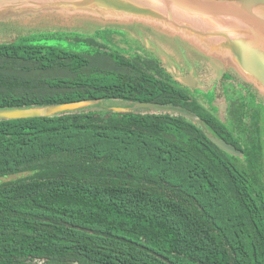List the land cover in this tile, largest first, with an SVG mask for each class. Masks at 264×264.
I'll use <instances>...</instances> for the list:
<instances>
[{
	"label": "trees",
	"instance_id": "obj_1",
	"mask_svg": "<svg viewBox=\"0 0 264 264\" xmlns=\"http://www.w3.org/2000/svg\"><path fill=\"white\" fill-rule=\"evenodd\" d=\"M94 39H75L86 46L81 53L27 39L0 44V63L12 70L35 63L78 79L52 80L68 91L26 102L3 95L23 78L0 69V109L188 98L161 71L81 78L88 56L137 67ZM18 174L25 176L1 181ZM260 174L239 170L205 129L177 113L82 109L0 120V264H264Z\"/></svg>",
	"mask_w": 264,
	"mask_h": 264
},
{
	"label": "water",
	"instance_id": "obj_2",
	"mask_svg": "<svg viewBox=\"0 0 264 264\" xmlns=\"http://www.w3.org/2000/svg\"><path fill=\"white\" fill-rule=\"evenodd\" d=\"M25 13L52 14L54 26L56 17L77 14L114 16L152 26L143 34L145 51L178 84L196 90L207 80L206 70L217 78L231 70L264 99V0H0V19ZM41 23L46 25V21ZM157 30L172 36H160ZM173 34L188 41L195 54L188 43L176 45L177 37ZM125 103V106H112L101 100H84L54 106L0 109V120L43 118L82 109L177 113L193 122L198 120L191 111L175 105ZM214 143L226 152L238 154L223 141L214 140Z\"/></svg>",
	"mask_w": 264,
	"mask_h": 264
},
{
	"label": "rangeland",
	"instance_id": "obj_3",
	"mask_svg": "<svg viewBox=\"0 0 264 264\" xmlns=\"http://www.w3.org/2000/svg\"><path fill=\"white\" fill-rule=\"evenodd\" d=\"M45 16V17H43ZM114 16H87V15H69L66 17L58 18L56 17L55 26L52 25V19L54 16L52 14L46 15H32L25 13L23 15L15 14L7 16L3 19H0V44H9L13 42H20L21 40L27 39L29 43L34 45L41 46H60L65 50L83 52L86 49L84 44L78 43L76 38H87L91 37L109 48L114 54L118 53V55L126 57L131 63L136 64L137 67L131 66H116L113 64L105 55L99 56H88L85 57L88 61V65L81 70L82 75L81 78L85 79V77L89 76L93 70L98 71V73H109V74H117L123 76V80L127 77L137 78L140 75V70L146 72L147 74H153L155 72H162L166 75V78L169 77L173 82H175L179 87L185 89L186 87L181 86L176 81L170 77L165 71L158 67L157 60H155L152 55L145 51V39H143L144 31L147 28H153L152 26L144 25L138 21L134 20H125V19H117ZM65 19L66 21H62ZM41 21H46V25L50 22V26H45L41 23ZM47 29V30H46ZM87 32L86 34H82L81 31ZM96 31V34L89 33L91 31ZM98 30V31H97ZM157 32L163 37H171L172 35L167 34L166 32L159 31ZM174 35V34H173ZM127 37V38H126ZM175 44L176 45H186L192 48V45L186 41L184 38L174 35ZM193 50V48H192ZM193 54H195L193 50ZM117 62V61H114ZM118 63V62H117ZM159 63V62H158ZM14 65L22 67L23 69L16 68L15 70L10 69L11 65L8 67L6 64L0 63V69L5 73H17L23 79L21 81L26 83H21L15 89H11L9 91H3L5 97H18L23 101L33 100L36 101L38 98L53 93H63L66 90L65 88H61L57 85H52V80L56 79H72L78 80L75 78V74L70 71V69L65 68H52L50 70H40L35 63H18L14 62ZM195 66V60H194ZM201 67V66H200ZM161 69V70H160ZM100 71V72H99ZM206 78L197 90L201 96H204L206 105L209 107V110L213 117L222 123V113H224V104L215 105L211 102V99H214L210 93L202 94V92H206L209 88L215 87L217 82H220L221 78L226 77V79L233 78L236 83H243L241 77L238 76L236 71V77L233 75V72H225L221 78H217L212 72L206 70ZM97 73V72H96ZM216 77V78H215ZM88 78V77H87ZM246 85H249L245 82ZM80 91H86L88 89H92L91 85L87 84L86 86H82L77 88ZM2 92V89L0 90ZM200 99V98H199ZM103 103L112 106H125L127 105L124 100L121 99H102ZM221 103V102H220ZM224 103V101H222ZM204 106V105H203ZM215 106L217 109H215ZM205 107V106H204ZM206 111L196 112L198 120L195 121L197 125H201L202 129L208 133V127L202 122L201 117L204 115ZM208 113V112H207ZM198 122V123H197ZM25 174H18L8 179H1V181H7L9 179H15L18 177H23ZM262 178L264 179V172Z\"/></svg>",
	"mask_w": 264,
	"mask_h": 264
},
{
	"label": "flooded vegetation",
	"instance_id": "obj_4",
	"mask_svg": "<svg viewBox=\"0 0 264 264\" xmlns=\"http://www.w3.org/2000/svg\"><path fill=\"white\" fill-rule=\"evenodd\" d=\"M94 40L97 41L96 39ZM105 50L107 51V49ZM161 80L175 93L188 97L185 100H181L182 105L175 106L185 108L194 114L206 111L207 116L204 115L203 117L207 119L206 126L209 130L207 135L213 143L214 140L223 141L233 147L238 154L225 151L226 156L241 171L262 172L259 177L264 184V179L262 178L264 172V99L245 83L237 84L233 78H221L220 82L215 84V87H208L205 93L202 92V94L207 95L211 91L214 99L210 101L219 106L224 104L222 110L224 109L225 112L222 113L221 123L213 117L209 107L206 105L205 101H208V98L205 100L204 96L199 95L195 90L179 87L169 77L166 78L162 70ZM215 109H217L216 106ZM203 117H201V120H203Z\"/></svg>",
	"mask_w": 264,
	"mask_h": 264
}]
</instances>
